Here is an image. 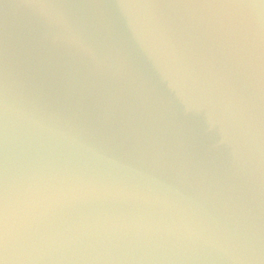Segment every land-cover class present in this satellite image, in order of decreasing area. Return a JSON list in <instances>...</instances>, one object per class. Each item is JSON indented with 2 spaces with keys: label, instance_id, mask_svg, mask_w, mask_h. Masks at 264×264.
I'll return each mask as SVG.
<instances>
[{
  "label": "water",
  "instance_id": "water-1",
  "mask_svg": "<svg viewBox=\"0 0 264 264\" xmlns=\"http://www.w3.org/2000/svg\"><path fill=\"white\" fill-rule=\"evenodd\" d=\"M0 264H264V0H0Z\"/></svg>",
  "mask_w": 264,
  "mask_h": 264
}]
</instances>
